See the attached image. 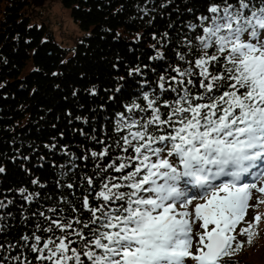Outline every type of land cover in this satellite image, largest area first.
<instances>
[{
	"label": "snow or ice",
	"instance_id": "6c2138e0",
	"mask_svg": "<svg viewBox=\"0 0 264 264\" xmlns=\"http://www.w3.org/2000/svg\"><path fill=\"white\" fill-rule=\"evenodd\" d=\"M197 20L188 28L198 34L182 37L176 64L155 87L143 80L139 95L115 114L122 154L84 178L89 219L40 212L49 223L36 230L50 235L21 237L38 264H227L224 258L242 249L237 225L251 190L264 193L242 180L264 177V0H209ZM97 143L102 150L90 155L102 161L112 146ZM19 192L29 202L39 196ZM8 204L0 201V208ZM261 219L257 214L239 229L249 244ZM197 222L202 231L193 234Z\"/></svg>",
	"mask_w": 264,
	"mask_h": 264
},
{
	"label": "trees",
	"instance_id": "16d2710c",
	"mask_svg": "<svg viewBox=\"0 0 264 264\" xmlns=\"http://www.w3.org/2000/svg\"><path fill=\"white\" fill-rule=\"evenodd\" d=\"M59 1L82 32L70 56L45 24L37 23L31 14L32 0H0V168L4 169L0 201L12 202L0 208V264H38V254L25 247L21 237L33 232L44 238L50 235L36 230L37 224L47 227L49 223L40 212L54 219L57 215L89 219L82 208L88 190L84 178L93 176L97 163L107 165L122 154L114 143L118 138L113 131L115 114L139 95L143 80L155 87L158 76L176 64V52L184 50L182 37L198 34L188 25L198 23L197 17L206 14L209 3ZM158 52L162 59H150ZM29 65L31 69L23 73ZM137 67L142 75H129ZM97 140L112 146L102 161L90 155V150H102ZM34 179L39 184L34 185ZM69 183L72 188L67 187ZM20 188L27 189L24 195L39 196L26 201ZM73 207L79 211L74 213ZM49 208L57 214L48 212ZM261 217L252 243L245 236L242 249L224 258L227 264H259L264 250V214Z\"/></svg>",
	"mask_w": 264,
	"mask_h": 264
},
{
	"label": "rangeland",
	"instance_id": "374dc122",
	"mask_svg": "<svg viewBox=\"0 0 264 264\" xmlns=\"http://www.w3.org/2000/svg\"><path fill=\"white\" fill-rule=\"evenodd\" d=\"M31 14L34 16L37 23L40 22L44 23L47 30L50 32L53 39L55 40V42L60 47L68 49L67 54L69 56L72 55L73 47L76 41L82 35V32L79 29L77 23H75L73 19L70 17L69 10L62 7L59 0H46L43 3V5L34 7L32 9ZM30 69L31 66L29 65L23 73L27 72ZM242 180L243 182H247V183H256L258 188L264 187V177H262L260 173H258L254 177H251L250 179H242ZM258 201H264V193H260L255 189L251 190L249 207L246 210L244 222H241L239 225H237L236 228L237 239L239 241H244L246 236V235H239V229L245 227L247 222H252L253 218L257 214H260L261 216L262 214H264V203L258 204L257 203ZM200 202L202 201L197 200L194 201V204ZM261 221L262 219L259 221V224ZM199 231H202V229H200L199 223L197 222L193 224V234ZM259 256L262 257V259H260L259 264H264V250H262ZM258 257L256 255L255 259H257Z\"/></svg>",
	"mask_w": 264,
	"mask_h": 264
},
{
	"label": "water",
	"instance_id": "95a60500",
	"mask_svg": "<svg viewBox=\"0 0 264 264\" xmlns=\"http://www.w3.org/2000/svg\"><path fill=\"white\" fill-rule=\"evenodd\" d=\"M46 0H32L33 5L36 6H41Z\"/></svg>",
	"mask_w": 264,
	"mask_h": 264
}]
</instances>
